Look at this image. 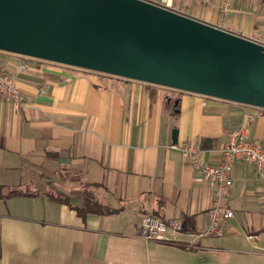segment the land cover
Listing matches in <instances>:
<instances>
[{
    "label": "crops",
    "instance_id": "crops-1",
    "mask_svg": "<svg viewBox=\"0 0 264 264\" xmlns=\"http://www.w3.org/2000/svg\"><path fill=\"white\" fill-rule=\"evenodd\" d=\"M170 5L264 45L262 5L232 0L225 13L222 0ZM42 62L19 72L17 55L0 52V69L15 74L26 97L20 112L0 98L2 194L38 193L0 200V264H264V178L256 167L234 166L226 201L233 218L219 236L198 237L212 194L172 148L197 146L202 163L214 166L231 131L244 128L264 146V108ZM50 195L78 209L89 196L112 213L81 217ZM147 215L177 219L182 230L167 243L145 242L138 228Z\"/></svg>",
    "mask_w": 264,
    "mask_h": 264
},
{
    "label": "water",
    "instance_id": "water-1",
    "mask_svg": "<svg viewBox=\"0 0 264 264\" xmlns=\"http://www.w3.org/2000/svg\"><path fill=\"white\" fill-rule=\"evenodd\" d=\"M0 52L264 108V45L145 0H0Z\"/></svg>",
    "mask_w": 264,
    "mask_h": 264
},
{
    "label": "built area",
    "instance_id": "built-area-1",
    "mask_svg": "<svg viewBox=\"0 0 264 264\" xmlns=\"http://www.w3.org/2000/svg\"><path fill=\"white\" fill-rule=\"evenodd\" d=\"M245 1L264 6V0ZM148 2L172 11L170 0ZM231 2L232 0H222V12L225 13L229 10ZM215 28L234 36L244 37L237 29L224 23H220ZM253 42L258 43L256 41ZM17 57L18 71H26L28 67L27 61L33 59L18 55ZM0 98L10 102L16 112H20L25 108L26 97L17 87L15 74L5 69H0ZM249 120L251 121V118ZM172 148L178 149L182 153L184 160L191 169L199 173L198 181L206 182L212 194V204L207 212V226L197 232L198 237L219 236L222 224L233 218L232 211L226 206L227 194L234 184L232 178L233 168L240 162L252 163L256 167L258 174L264 178V146L252 143L248 139L244 128L231 131L227 135L226 142L218 151L219 163L214 166L202 163V152L197 146L182 143ZM181 230L182 226L177 219H161L147 215L141 220L138 228V237L145 242L167 243L169 232L174 233ZM190 247L187 246L188 249Z\"/></svg>",
    "mask_w": 264,
    "mask_h": 264
},
{
    "label": "trees",
    "instance_id": "trees-1",
    "mask_svg": "<svg viewBox=\"0 0 264 264\" xmlns=\"http://www.w3.org/2000/svg\"><path fill=\"white\" fill-rule=\"evenodd\" d=\"M37 195L38 193L12 191L7 196H3L2 187L0 186V200L11 198V197H20V196L34 197ZM50 197L51 199L68 206L70 209L75 210L78 213V215H80L81 217H84L86 214L107 215V214L112 213L110 209L104 208L103 206L99 205L92 197H89V196L84 199L83 205L79 209L72 207L65 197H62L60 195H50Z\"/></svg>",
    "mask_w": 264,
    "mask_h": 264
},
{
    "label": "rangeland",
    "instance_id": "rangeland-1",
    "mask_svg": "<svg viewBox=\"0 0 264 264\" xmlns=\"http://www.w3.org/2000/svg\"><path fill=\"white\" fill-rule=\"evenodd\" d=\"M30 61H33V60H30ZM42 61V60H40ZM42 63H50L52 65H56V67H60L62 69H70V70H74V71H81L82 69H78V68H73V67H69V66H64V65H60V64H55V63H51V62H42ZM59 65V66H58ZM83 71H87V70H83ZM89 73H92V74H96V75H104V76H108V77H113V76H109V75H105V74H101V73H97V72H91V71H87ZM112 79H122V80H127V79H123V78H117V77H113ZM127 81H132V80H127ZM137 82V81H136ZM139 83H142V82H139ZM146 84V83H145ZM148 85V84H147ZM162 89H168V88H164V87H161ZM171 90V89H170ZM174 91V90H173ZM176 91V90H175Z\"/></svg>",
    "mask_w": 264,
    "mask_h": 264
}]
</instances>
